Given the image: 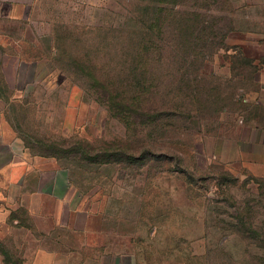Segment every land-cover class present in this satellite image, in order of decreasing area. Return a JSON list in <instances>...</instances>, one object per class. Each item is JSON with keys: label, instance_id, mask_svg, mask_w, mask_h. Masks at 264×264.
<instances>
[{"label": "rangeland", "instance_id": "obj_1", "mask_svg": "<svg viewBox=\"0 0 264 264\" xmlns=\"http://www.w3.org/2000/svg\"><path fill=\"white\" fill-rule=\"evenodd\" d=\"M146 2L37 0L29 19L0 28L6 79L31 66L29 87L5 88L7 124L39 163L62 169L80 200L45 243L66 264H264V165L244 151L264 150L252 127L264 118V0L175 6L206 32L190 44L168 32L148 103L162 115H113L64 51L81 57L104 45L92 56L99 66L127 57L111 29L137 27ZM21 219L17 241L0 233V264H24L35 242Z\"/></svg>", "mask_w": 264, "mask_h": 264}, {"label": "crops", "instance_id": "obj_2", "mask_svg": "<svg viewBox=\"0 0 264 264\" xmlns=\"http://www.w3.org/2000/svg\"><path fill=\"white\" fill-rule=\"evenodd\" d=\"M36 3L37 0H0V28L7 23L29 19L28 14ZM30 73L31 66H21L20 72L10 83L5 77V65L0 66V233H5L7 228L14 241H17L19 236L16 234H21L24 228L21 219L24 214L29 218V229L38 235L34 237V244L24 256L21 252V242H18L17 248L23 257V263L66 264L62 251H55L45 242L51 239L58 229L67 225L72 210L80 204V200L71 190L65 175L61 174L62 169L60 168V171L58 165L51 160H44V164L39 163L23 138L7 124L4 105L9 101L5 88L18 90L29 87ZM74 87L79 90L81 96V87ZM257 107L264 109L262 104L256 105ZM252 127L258 136L261 135L255 143L264 145V140H260L264 135L263 116H258ZM244 151L248 164L264 165V150ZM53 238L61 245L60 233ZM69 247L75 249V246L69 245L68 249Z\"/></svg>", "mask_w": 264, "mask_h": 264}, {"label": "trees", "instance_id": "obj_3", "mask_svg": "<svg viewBox=\"0 0 264 264\" xmlns=\"http://www.w3.org/2000/svg\"><path fill=\"white\" fill-rule=\"evenodd\" d=\"M184 1L147 0L139 7L140 23L137 27L112 28L118 39L116 52L128 53L123 59L117 58L114 64H92V56L98 57L104 45L81 57L64 51L75 70L87 80L82 84L84 91L105 105L113 115L129 114L141 119L162 115L157 106L154 108L153 103H148L154 102L160 91L163 74L158 67L164 61L165 49L169 48L167 39L171 33L187 34L185 43L190 44L198 39L197 34L206 32L205 28L198 30L190 25L195 22L192 17L174 12V7L182 6ZM99 43L106 44L104 39Z\"/></svg>", "mask_w": 264, "mask_h": 264}]
</instances>
